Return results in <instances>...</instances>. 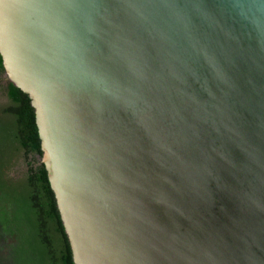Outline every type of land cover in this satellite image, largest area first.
<instances>
[{
  "label": "water",
  "instance_id": "water-1",
  "mask_svg": "<svg viewBox=\"0 0 264 264\" xmlns=\"http://www.w3.org/2000/svg\"><path fill=\"white\" fill-rule=\"evenodd\" d=\"M73 264H264V0H0Z\"/></svg>",
  "mask_w": 264,
  "mask_h": 264
},
{
  "label": "trees",
  "instance_id": "trees-1",
  "mask_svg": "<svg viewBox=\"0 0 264 264\" xmlns=\"http://www.w3.org/2000/svg\"><path fill=\"white\" fill-rule=\"evenodd\" d=\"M2 88L8 105L0 111L5 119L0 120V234L14 240L9 246L13 264H73L43 164L39 159L29 163L23 180L14 181L2 171V162L17 150L25 159L42 155L30 100L10 84Z\"/></svg>",
  "mask_w": 264,
  "mask_h": 264
},
{
  "label": "rangeland",
  "instance_id": "rangeland-1",
  "mask_svg": "<svg viewBox=\"0 0 264 264\" xmlns=\"http://www.w3.org/2000/svg\"><path fill=\"white\" fill-rule=\"evenodd\" d=\"M5 85L6 83L4 80L0 79V111L8 105V100L2 88ZM1 118L5 120L0 114V120ZM37 161V158L25 159L23 152L17 150L14 154L12 153L11 158L8 157V160L2 162L4 167L2 171L6 177L14 181L23 180L27 174L29 163L33 165L37 164ZM12 242H14L13 238L8 235L0 234V264H13L9 253V246Z\"/></svg>",
  "mask_w": 264,
  "mask_h": 264
},
{
  "label": "flooded vegetation",
  "instance_id": "flooded-vegetation-1",
  "mask_svg": "<svg viewBox=\"0 0 264 264\" xmlns=\"http://www.w3.org/2000/svg\"><path fill=\"white\" fill-rule=\"evenodd\" d=\"M4 80V79H3Z\"/></svg>",
  "mask_w": 264,
  "mask_h": 264
}]
</instances>
